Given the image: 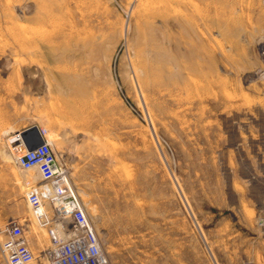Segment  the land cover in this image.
<instances>
[{
  "label": "rangeland",
  "instance_id": "1",
  "mask_svg": "<svg viewBox=\"0 0 264 264\" xmlns=\"http://www.w3.org/2000/svg\"><path fill=\"white\" fill-rule=\"evenodd\" d=\"M38 133L108 264H264V0H0V264L64 233L16 161Z\"/></svg>",
  "mask_w": 264,
  "mask_h": 264
},
{
  "label": "built area",
  "instance_id": "2",
  "mask_svg": "<svg viewBox=\"0 0 264 264\" xmlns=\"http://www.w3.org/2000/svg\"><path fill=\"white\" fill-rule=\"evenodd\" d=\"M15 149L19 168L36 170L42 180L41 186L27 194L35 215L49 220L56 228L60 226L64 232L61 237L52 232L57 249L50 264H108L83 203L48 140L41 134L34 138L25 135ZM49 206L54 207L52 218ZM67 220L70 226L65 227ZM5 253L7 264H27L34 259L32 251L16 240L5 244Z\"/></svg>",
  "mask_w": 264,
  "mask_h": 264
},
{
  "label": "bare ground",
  "instance_id": "3",
  "mask_svg": "<svg viewBox=\"0 0 264 264\" xmlns=\"http://www.w3.org/2000/svg\"><path fill=\"white\" fill-rule=\"evenodd\" d=\"M27 131H28V130H27ZM38 134H39V133H38ZM22 135H23V134L18 135V138L22 137ZM38 136H39V135H38ZM23 137H24V135H23ZM23 137H22V138H23ZM58 206H59V205H58Z\"/></svg>",
  "mask_w": 264,
  "mask_h": 264
}]
</instances>
